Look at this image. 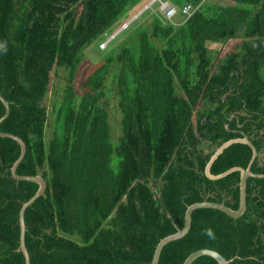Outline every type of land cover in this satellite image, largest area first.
<instances>
[{
	"label": "trees",
	"instance_id": "16d2710c",
	"mask_svg": "<svg viewBox=\"0 0 264 264\" xmlns=\"http://www.w3.org/2000/svg\"><path fill=\"white\" fill-rule=\"evenodd\" d=\"M143 1L0 0V92L10 104L0 132L26 143L18 175L48 184L25 216L31 264H151L160 241L184 227L189 206L239 209L241 173L212 181L205 170L216 148L242 134L258 151L253 173L264 174V0H170L192 5V17L155 14L106 53L78 95L85 50ZM240 37L224 58L207 47ZM60 69L69 76L48 140L44 104ZM110 78L123 115L117 146L105 102ZM20 152L0 138V264H25L19 216L39 189L12 177ZM252 155L235 144L211 172L247 169ZM203 249L236 258L231 264H264V179L248 180L239 220L196 211L190 233L159 264H184Z\"/></svg>",
	"mask_w": 264,
	"mask_h": 264
},
{
	"label": "water",
	"instance_id": "95a60500",
	"mask_svg": "<svg viewBox=\"0 0 264 264\" xmlns=\"http://www.w3.org/2000/svg\"><path fill=\"white\" fill-rule=\"evenodd\" d=\"M0 102L5 108V114L2 118H0V125L6 121L10 115V104L7 102V100L2 96L0 92ZM227 129L230 131L229 127ZM0 138L3 139H10L14 142H16L20 148V156L18 160L15 162V164L12 167L11 174L12 177L16 181H21V182H30V183H36L39 185V189L36 192V194L28 201L26 202L20 211V216H19V222H20V250L24 255L25 258V264H31V257L30 253L28 251L27 245H26V234H27V226H26V221H25V216L27 210L33 206L39 199L44 197L47 192L48 184L46 180L41 176H20L18 175V168L23 162V160L26 157L27 154V146L26 143L19 137L13 135V134H7V133H2L0 132ZM235 144H244L247 145L251 148L253 155H252V160L248 166L247 169L243 168H232L229 171L215 176L212 174L211 169L213 164L216 162V160L231 146ZM258 158V151L256 147L253 145L251 142L250 138L242 134V138L239 139H233L230 140L226 143H224L222 146H219L217 150L213 153L209 163L207 164L205 174L206 177L212 181H218L221 179L226 178L232 173L235 172H240L241 173V180H240V205L238 210H233L229 207H227L224 204H219V203H213V202H201V203H196L187 208L186 214H185V222H184V227L182 229H179L177 233L174 235H170L160 241V243L157 245L154 253V257L152 260L151 264H159L161 260L162 253L164 249L170 245L173 242L179 241L183 238H185L191 231L192 228V219H193V214L202 209H212V210H217L220 211L224 214H226L228 217H230L233 220H239L241 219L246 211H247V187H248V180L249 179H264V174H255L252 171L253 164L255 163L256 159ZM202 257H210L214 259L218 264H231L234 262L236 259L232 260H227L224 258L220 253L210 250V249H203L199 250L193 254H191L184 264H194L198 259Z\"/></svg>",
	"mask_w": 264,
	"mask_h": 264
},
{
	"label": "rangeland",
	"instance_id": "374dc122",
	"mask_svg": "<svg viewBox=\"0 0 264 264\" xmlns=\"http://www.w3.org/2000/svg\"><path fill=\"white\" fill-rule=\"evenodd\" d=\"M154 0H144L137 8L131 10L125 17L122 19L118 24L113 27L105 37H102L97 42L93 43L88 49L84 52V61L81 67L79 68L76 76V85H77V93L81 95L82 92L79 91V86L85 81L87 76L93 71V69L98 66L101 61L103 60L104 56L110 50L118 47L121 42H123L132 31L138 28L140 25H144L149 27L152 17L155 14L159 13V4H155L152 8L150 4ZM166 1V0H163ZM170 1V0H167ZM212 2V0H209ZM148 9V10H147ZM134 20L133 27H130L125 31H121V28L129 23L130 21ZM137 22V23H136ZM136 23V24H135ZM123 25V26H122ZM118 35L115 38H112L114 34ZM113 35V36H112ZM112 38V39H111ZM244 39L242 37L238 39H233L227 44H216V43H208L207 47L215 52L219 53L220 58H224L227 54L232 52L237 46L243 43ZM108 44L106 48L104 46ZM216 57V56H215ZM68 72L65 70H56L52 74V86L51 91L45 101V106L48 108V112L50 115V127L47 130L48 140H50L52 132L54 130V121H53V105L58 104L62 100L63 92L67 84L68 79ZM113 79L110 78L108 81V88H107V97H106V105L110 111V125L112 130V143L114 146H117L119 143L120 138L122 137L121 131V123H122V112L119 110L118 107V97L116 94V90L114 88ZM217 148L215 149V151ZM208 152V148L206 150ZM214 151V152H215ZM114 160V167H116L117 157H113Z\"/></svg>",
	"mask_w": 264,
	"mask_h": 264
},
{
	"label": "built area",
	"instance_id": "2783aa9c",
	"mask_svg": "<svg viewBox=\"0 0 264 264\" xmlns=\"http://www.w3.org/2000/svg\"><path fill=\"white\" fill-rule=\"evenodd\" d=\"M159 4V13L161 16L164 17L166 22H173L179 15H181L182 18L184 19H189L190 17H192V15L195 12V8L192 5H186L184 6L182 9H178L176 6H174L170 1H163V0H154L151 4H150V8H152L155 4ZM147 9V10H148ZM134 22L131 21L130 23L126 24L123 28L124 29H128L129 26ZM122 31H124L123 29L119 32L121 33ZM118 35V33L113 36L112 38H115ZM111 38V39H112ZM108 46V44H106L104 46V48H106Z\"/></svg>",
	"mask_w": 264,
	"mask_h": 264
},
{
	"label": "clouds",
	"instance_id": "9594fccd",
	"mask_svg": "<svg viewBox=\"0 0 264 264\" xmlns=\"http://www.w3.org/2000/svg\"><path fill=\"white\" fill-rule=\"evenodd\" d=\"M130 22H131V21H130ZM130 22H129V23H130ZM127 24H128V23H127ZM132 24H133V23H132ZM132 24H131V25H132ZM125 25H126V24H125ZM125 25H124V26H125ZM124 26H123V27H124ZM123 27L121 28V30L124 29ZM126 30H127V29H126ZM124 31H125V30H124ZM115 35H116V34H114V36H115ZM112 36H113V35H112ZM0 51H6V46H5V45H0Z\"/></svg>",
	"mask_w": 264,
	"mask_h": 264
}]
</instances>
